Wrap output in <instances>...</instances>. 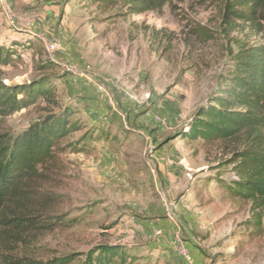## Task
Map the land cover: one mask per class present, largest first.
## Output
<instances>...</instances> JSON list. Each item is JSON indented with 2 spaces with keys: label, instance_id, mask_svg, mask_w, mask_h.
Segmentation results:
<instances>
[{
  "label": "rangeland",
  "instance_id": "rangeland-1",
  "mask_svg": "<svg viewBox=\"0 0 264 264\" xmlns=\"http://www.w3.org/2000/svg\"><path fill=\"white\" fill-rule=\"evenodd\" d=\"M223 3L178 0L122 17L86 0H0V83L50 76L55 101L72 106L80 124L59 142L48 184L58 214L75 222L26 240L20 252L82 255L76 264L99 246L122 245L140 258L134 264H189L183 246L192 264H264V226L246 229L250 203L218 183L237 181L223 166L229 152L176 138L215 88L233 41L264 44V12L255 25L225 31ZM197 25L214 38L191 34ZM49 60L57 67L43 69ZM53 108L39 100L1 120L0 134H20ZM86 133L94 142L75 150Z\"/></svg>",
  "mask_w": 264,
  "mask_h": 264
},
{
  "label": "trees",
  "instance_id": "trees-1",
  "mask_svg": "<svg viewBox=\"0 0 264 264\" xmlns=\"http://www.w3.org/2000/svg\"><path fill=\"white\" fill-rule=\"evenodd\" d=\"M86 1L103 10L120 9L118 15L128 17L160 12L178 0ZM261 12L264 0H224L219 25L225 31H231L236 23L255 25ZM190 33L205 40L214 38L199 25ZM233 42L235 47L227 48V60L215 88L196 109L187 130L176 138L224 146L230 155L223 166H232L237 181L218 183L233 197L250 203L252 218L244 223L245 228L260 229L264 226V44ZM1 55L0 50V60ZM48 67L57 64L49 60L42 68ZM55 96L50 76L13 86L0 83V122L36 106L39 100L57 108L20 134H0V264H74L82 256L73 253L43 260L19 251L26 240L75 222L58 214L60 196L48 186L59 142L80 130L78 121H71L75 109L61 106ZM92 142L86 133L74 148L83 151ZM83 256L85 260L76 264H134L140 260L122 245L99 246Z\"/></svg>",
  "mask_w": 264,
  "mask_h": 264
},
{
  "label": "built area",
  "instance_id": "built-area-1",
  "mask_svg": "<svg viewBox=\"0 0 264 264\" xmlns=\"http://www.w3.org/2000/svg\"><path fill=\"white\" fill-rule=\"evenodd\" d=\"M49 42L53 46V52H54V49L56 47L55 43H53L52 41H49ZM104 94L110 96V98H111V91L108 88H106V93H104ZM180 252L184 256V258L186 259L187 263H189V264L193 263V259H192L191 255L189 254V252L183 246L181 247Z\"/></svg>",
  "mask_w": 264,
  "mask_h": 264
},
{
  "label": "bare ground",
  "instance_id": "bare-ground-1",
  "mask_svg": "<svg viewBox=\"0 0 264 264\" xmlns=\"http://www.w3.org/2000/svg\"><path fill=\"white\" fill-rule=\"evenodd\" d=\"M48 52L50 54L53 53V46L51 44L48 45ZM63 66V65H62ZM65 68L68 70V71H72V68L68 67V66H65Z\"/></svg>",
  "mask_w": 264,
  "mask_h": 264
}]
</instances>
